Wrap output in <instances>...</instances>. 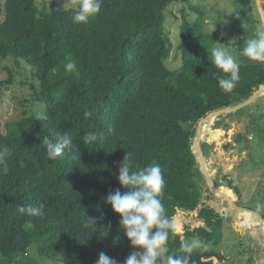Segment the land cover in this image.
I'll return each mask as SVG.
<instances>
[{"label":"trees","instance_id":"obj_1","mask_svg":"<svg viewBox=\"0 0 264 264\" xmlns=\"http://www.w3.org/2000/svg\"><path fill=\"white\" fill-rule=\"evenodd\" d=\"M185 1L103 0L98 14L77 25L72 17L78 8L40 13L35 0H0V60L29 65L38 82L32 97L45 105L44 117L7 123L5 132L0 116V264H42L29 255L32 248L51 264H96L102 251L124 264L131 246L104 197L123 191L115 176L126 151L135 168L160 164L161 199L176 232L181 229L176 212L201 206L197 218L205 225L187 228L183 236L170 233L157 264L183 254L178 249L184 238H198L204 247L191 253L192 264L224 260L211 249L222 241L223 217L201 205L203 176L192 140L208 114L264 89V62L239 64L236 87L224 92L217 81L220 70L199 46L207 35L195 36L184 18L181 63L169 69L172 42L163 12ZM248 21L246 28L235 27V35H243L241 49L255 30L256 22ZM68 62L75 64L72 71L66 70ZM256 103L227 117H249L254 138L264 141V114L257 107L249 114ZM90 131L100 138L85 145L83 136ZM64 133L75 147L49 160L44 138L56 142ZM203 139L212 142L216 135L211 129ZM207 147L201 143L205 156ZM227 185L233 189L230 181ZM25 205L42 208L43 214H21L18 208Z\"/></svg>","mask_w":264,"mask_h":264},{"label":"rangeland","instance_id":"obj_2","mask_svg":"<svg viewBox=\"0 0 264 264\" xmlns=\"http://www.w3.org/2000/svg\"><path fill=\"white\" fill-rule=\"evenodd\" d=\"M262 2L264 11V0ZM35 3L40 13H49L55 10L76 9L80 0H67V2L65 0H35ZM237 15L240 19L236 18ZM163 16L165 32L172 42V49L166 60L169 69H175L181 63V52L178 46L180 26L184 18L190 23L195 36L207 35L205 46L201 42L199 46L209 51L210 56L211 49L215 46L214 42H218L228 46L227 50L236 57L239 64L255 62L242 55L243 49L240 48V41L243 35H235V27H248L250 18L256 22L252 38H255L258 32L264 31L255 0L174 2L164 10ZM1 20L0 17V22ZM242 20L245 23L244 27H242ZM37 90L38 82L29 65L23 61L16 62L13 58L0 60L2 132H5L7 123L20 121L28 116L44 117L45 105L35 101L32 97ZM256 102L254 108H250L249 114L255 113L257 108L264 114V95ZM227 116L217 117L205 131L206 133L212 129V133L216 135V140L208 143L206 148L207 169L218 189L229 188L228 181L232 183L233 189L229 188L224 194L230 197L237 206L257 212L264 218V208L257 210V204L264 205V141L254 138V133L251 131L252 120L249 117ZM255 118L259 120L263 128L261 117ZM211 119L213 118H209L208 121ZM219 122H221L220 126ZM204 127V124L199 126L198 123L196 131L197 128L203 129ZM207 142L206 139L201 140V143ZM201 205L213 208L223 217L222 241L220 245L211 247V249L220 252L224 260L220 263L214 260V264H264V223L258 217L236 209L226 199L213 193L204 176ZM200 208L201 206L192 212L177 211L175 220L181 224V229L175 233L182 231L179 234L183 236L187 228L194 230L204 226V221L197 218ZM191 239L184 238L183 241H191ZM199 248L204 247L201 245ZM132 251L131 247L130 252ZM29 255L42 264H51L39 260L35 248L29 251ZM163 264H166V259Z\"/></svg>","mask_w":264,"mask_h":264},{"label":"clouds","instance_id":"obj_3","mask_svg":"<svg viewBox=\"0 0 264 264\" xmlns=\"http://www.w3.org/2000/svg\"><path fill=\"white\" fill-rule=\"evenodd\" d=\"M102 2L103 0H80L78 10L72 17L73 23L86 24L91 17L100 12ZM236 18L240 19L239 15ZM244 26L242 20V27ZM214 45L211 56L213 64L220 70V74L217 75L218 86L224 92H230L240 79V65L236 57L227 50L228 46L218 42H214ZM242 55L252 61L264 62V31L258 32L255 38L246 41ZM65 67L67 71H72L75 64L68 62ZM89 115L91 114L85 113V117ZM99 138V133L90 131L84 134L83 143L89 145ZM43 143L46 145L49 160H56L75 147L73 138L68 133H64L56 142L45 137ZM3 151L9 152L10 149L5 148ZM115 179L123 191L120 188L110 191L104 197V202L120 217V230L133 248L125 258L124 264H157L158 258L163 257L167 251L166 244L170 233H174L176 228L174 221L165 214L166 209L161 199L165 184L162 168L155 161L145 167L135 168L132 164V153L126 151ZM261 208H264V205L257 204V210ZM18 211L30 216L43 214L42 208L31 205L20 206ZM88 222L93 225L96 223L92 219H88ZM200 246L201 241L198 238L185 241L178 249V252L183 254L167 256L166 264H192L191 253ZM96 264L118 262L102 251Z\"/></svg>","mask_w":264,"mask_h":264},{"label":"water","instance_id":"obj_4","mask_svg":"<svg viewBox=\"0 0 264 264\" xmlns=\"http://www.w3.org/2000/svg\"><path fill=\"white\" fill-rule=\"evenodd\" d=\"M255 3H256V7H257V9H258V11H259V13L261 15L262 23L264 25V11L262 9L263 2H262V0H255ZM262 95H264V89H260V90H258L256 92H254L250 98H248L247 100H245V101H243L241 103H238V104H235L233 106H229L227 108H224V109H221V110L212 112V113L208 114L205 118H203L202 120H200L199 126L201 125V123L208 116L215 115V116L219 117V116H227V115L233 114V113H235V112H237V111H239V110H241L243 108H246V107L252 105ZM194 140L195 141L192 143V147L191 148H192V151H193V153L195 155L196 162L199 165V170H200L201 174L204 176V178L206 180V183L209 186L210 190L213 193H215L217 195H220L221 197H223L224 199H226V201L231 206L235 207L236 209H238L240 211H244V212L247 211V212L252 213L253 215H255L256 217H258L264 223V218L259 213L254 212V211H251V210H248V209L243 208V207H239L230 198L226 197V195L224 193L226 191H228L229 188H223V189L220 190V189H218L215 186V184L213 182V177L208 172V169H207V166H206V158H205V155L203 154V151H202V148H201V139H200V131H199V128H197V131H196V135H195V139ZM207 143L210 144L211 142L208 141Z\"/></svg>","mask_w":264,"mask_h":264},{"label":"bare ground","instance_id":"obj_5","mask_svg":"<svg viewBox=\"0 0 264 264\" xmlns=\"http://www.w3.org/2000/svg\"><path fill=\"white\" fill-rule=\"evenodd\" d=\"M213 118V119H211V120H209L208 121V119L209 118ZM217 119V116H215V115H211V116H208L201 124H204L205 125V127L203 128V129H199V131H200V139H201V137H202V135L205 133V131L207 130V128L211 125V124H213L214 123V121ZM207 166V165H206ZM208 172H209V170H208ZM210 173V172H209ZM227 197V196H226ZM228 198H230V197H228ZM231 199V198H230ZM232 200V199H231ZM233 201V200H232ZM234 202V201H233ZM247 212V211H246ZM250 213V212H249Z\"/></svg>","mask_w":264,"mask_h":264}]
</instances>
